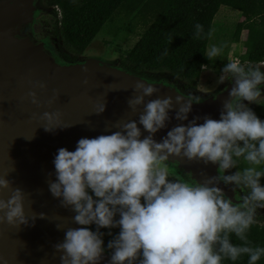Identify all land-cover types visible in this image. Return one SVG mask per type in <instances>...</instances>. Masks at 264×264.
Segmentation results:
<instances>
[{
	"label": "clouds",
	"instance_id": "1",
	"mask_svg": "<svg viewBox=\"0 0 264 264\" xmlns=\"http://www.w3.org/2000/svg\"><path fill=\"white\" fill-rule=\"evenodd\" d=\"M193 38H211V32L205 37L203 25L197 23ZM223 47L211 45L206 58L214 60ZM262 68L264 62L246 66L230 60L224 65L218 83L234 84L223 101L219 120L197 116L189 121L193 104L201 101L199 96L147 99L159 89L139 79L127 100L136 119L106 125L104 132L109 134L83 137L74 151L58 149L53 160L55 179L49 173L48 190L59 207L73 213L72 223L79 225L63 230L64 239L53 245L60 264H102L106 249L101 229H108L109 236L113 235L111 229H119L107 243L108 264H223L243 256L248 257L247 264H257L264 247L252 246L247 232L257 210L264 209V186L260 183L264 177V121L244 102L253 104L262 97ZM106 88L104 101L94 109L98 116L106 110L108 92L127 91L113 84ZM32 89L25 99L40 107L36 89L46 91L47 85L36 82ZM59 97V90L54 89L48 106ZM172 111L176 121L188 123L173 126L158 142L154 137L167 127ZM62 115L44 112L34 114L33 119L41 122L45 132L53 133L68 128L62 125ZM201 119L203 123H198ZM170 158L218 165L219 175L205 177L201 173L202 182H187L170 171ZM241 161L245 167L225 175ZM9 175L7 171L0 174V225L17 229L34 226L37 213L30 225L26 193L13 187ZM221 182L248 192L233 203L218 187ZM39 218L47 219L44 213ZM57 229L61 230L60 226ZM233 234L240 245L231 242Z\"/></svg>",
	"mask_w": 264,
	"mask_h": 264
},
{
	"label": "water",
	"instance_id": "2",
	"mask_svg": "<svg viewBox=\"0 0 264 264\" xmlns=\"http://www.w3.org/2000/svg\"><path fill=\"white\" fill-rule=\"evenodd\" d=\"M47 12V8L38 7L35 0H0V174L10 172L7 178L14 182L13 187H20L26 193L25 213L30 225L33 213H37L34 226L17 229L0 225V264H60V254L54 252L53 245L64 239L63 230L79 225L72 223L73 213L59 207V201L48 190L49 173H53L52 179H55L53 160L57 150L74 151L79 139L109 134L104 132L106 125L137 118L131 115L127 100L133 95L134 84L142 78L92 59L60 64L58 51L45 27ZM36 82L47 85L46 91L36 89L40 107L25 99ZM152 83L159 92L147 99L166 96L175 99L177 94L182 95L170 86ZM109 84L127 91L108 92L106 110L98 116L94 114L95 106L104 101ZM233 84L228 81L216 95L193 104L189 121L197 116L219 120L223 101L228 99ZM54 89L59 90L60 97L49 107L47 101ZM56 111L63 114L62 125L68 128L45 132L41 122L33 119L34 114L40 116ZM169 115L172 119L167 127L154 137L158 142L173 126L188 123L176 121L174 111ZM140 127L142 134L147 135ZM33 136L32 140H27ZM169 163L177 165L195 182H202L201 173L205 177L219 175L218 165L205 166L186 160L174 162L172 158ZM225 175H229V170ZM218 187L233 203L240 202L239 188L222 182ZM7 195L4 194L5 199ZM40 213L47 219H40ZM104 247L102 264H108L109 251Z\"/></svg>",
	"mask_w": 264,
	"mask_h": 264
},
{
	"label": "trees",
	"instance_id": "3",
	"mask_svg": "<svg viewBox=\"0 0 264 264\" xmlns=\"http://www.w3.org/2000/svg\"><path fill=\"white\" fill-rule=\"evenodd\" d=\"M49 8L52 20L51 39L55 46L82 57L107 21H127V32L133 33L140 26L143 33L132 49L119 54V69L131 74L168 72L173 78L195 82L202 66L211 60L205 56L210 38L194 39L195 25H203L205 37L212 31L220 8L237 12L244 20L233 26L228 34L229 43H239L241 33L246 32L242 55L246 66L264 62V0H42ZM117 16L122 18L116 19ZM225 35V34H224ZM60 47V48H61ZM69 50V51H68ZM165 51L167 54L165 55ZM262 71V70H261ZM264 72V71H262ZM143 77V76H142ZM143 78H146L144 76ZM252 111L264 121V100ZM264 170V169H263ZM170 178H173L170 176ZM264 210V209H263ZM95 231V226H91ZM107 243L119 229H101ZM252 246L264 247V216L256 215L247 232ZM231 242H242L233 234ZM243 256L223 264H247ZM264 264V256L257 262Z\"/></svg>",
	"mask_w": 264,
	"mask_h": 264
},
{
	"label": "rangeland",
	"instance_id": "4",
	"mask_svg": "<svg viewBox=\"0 0 264 264\" xmlns=\"http://www.w3.org/2000/svg\"><path fill=\"white\" fill-rule=\"evenodd\" d=\"M37 6L45 9L47 8L43 4L42 0L38 1ZM47 10L48 12L46 13L45 17V27L51 33L52 20H50L48 16L51 10L49 8H47ZM119 18L122 17L117 16L116 19ZM243 20L244 19L237 12L225 8H220L214 20L208 48L211 45H223V51L220 56H218L214 60H211L207 65L202 66L201 75L195 82L173 78L168 75V72L166 71L149 73V75H147V73L133 75L141 77L147 82H157L165 86H170L185 97H187L189 94L199 96L201 98L200 102H202L203 100L216 95L228 83V81H225L222 84L218 83V78L222 74L221 69L225 64H227L231 60L240 61L241 63H244L246 65V62L242 59V55L244 53L243 42L246 38V32L243 31L241 33L239 43L231 44L228 41V34L232 31L233 26L237 23H241ZM118 22V20L117 22L116 20L107 21L103 25L99 33L95 36L92 43L88 46L89 48L82 53L83 57L79 56L78 54L74 55L73 52H67V50H64L61 46V48H57V46H55L56 50L58 51L57 61L60 64H74L84 62L87 60V58H92V60H96L102 65H106L109 67L112 66L119 69L117 65L118 55L126 54L130 49L133 48L136 42L140 39V36L143 33V29L140 26H136L134 27V32L129 33L127 32L126 28L128 24L127 21L122 20V23ZM228 30L230 32H226ZM110 60H112V63L110 62ZM261 70L264 71V68H262ZM142 76H146V78H143ZM261 93L262 97L256 103L248 104L247 101H245L244 103L247 104L250 108L252 106L258 105L262 100H264V88H261ZM245 166L246 164L241 161L237 165V168L229 170V174H233L234 172L242 169ZM169 168L171 172H173L175 175H178L183 180L190 183H195V181L187 176L177 165L169 163ZM171 177L174 178V176ZM260 183L261 186H264V177L261 178ZM247 192V189H244L243 191L239 189V198H241L243 195H246ZM259 214L264 216V212H262V209L257 210L256 215Z\"/></svg>",
	"mask_w": 264,
	"mask_h": 264
},
{
	"label": "flooded vegetation",
	"instance_id": "5",
	"mask_svg": "<svg viewBox=\"0 0 264 264\" xmlns=\"http://www.w3.org/2000/svg\"><path fill=\"white\" fill-rule=\"evenodd\" d=\"M39 0H35V3L37 4ZM85 52V51H84ZM83 57V55H82ZM58 59V58H57ZM83 59V58H82ZM87 59H92V58H87ZM118 59V58H117ZM110 62L112 63V60H110ZM261 88H264L263 85H261ZM262 212H264V210L262 209Z\"/></svg>",
	"mask_w": 264,
	"mask_h": 264
},
{
	"label": "crops",
	"instance_id": "6",
	"mask_svg": "<svg viewBox=\"0 0 264 264\" xmlns=\"http://www.w3.org/2000/svg\"><path fill=\"white\" fill-rule=\"evenodd\" d=\"M88 48H89V47H87V49H88ZM87 49H86V50H87Z\"/></svg>",
	"mask_w": 264,
	"mask_h": 264
}]
</instances>
